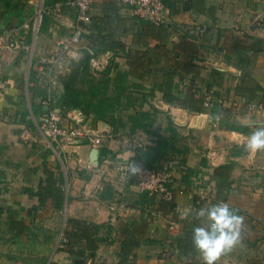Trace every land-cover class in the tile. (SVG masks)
<instances>
[{
  "label": "crops",
  "instance_id": "1",
  "mask_svg": "<svg viewBox=\"0 0 264 264\" xmlns=\"http://www.w3.org/2000/svg\"><path fill=\"white\" fill-rule=\"evenodd\" d=\"M68 1L0 0V264H75L72 219L97 242L85 264H203L185 239L200 223L195 210L221 200L243 216V229L217 264H264V151L244 147L264 124V111L252 108L264 104V45L246 48L264 39V0H166L160 25L93 0V28L49 89L40 59L72 32L77 11ZM195 26L206 28L199 39L177 33ZM168 80L179 99H204L202 110L164 100ZM68 87L81 92L82 107L61 105ZM49 96L65 124L80 112L107 136L97 159L88 143L58 145L40 129ZM175 132L156 163L173 174L171 201L139 191L111 163L133 157L129 138L148 148ZM226 164L219 192L215 170Z\"/></svg>",
  "mask_w": 264,
  "mask_h": 264
},
{
  "label": "built area",
  "instance_id": "2",
  "mask_svg": "<svg viewBox=\"0 0 264 264\" xmlns=\"http://www.w3.org/2000/svg\"><path fill=\"white\" fill-rule=\"evenodd\" d=\"M93 0H69L68 3L76 8L77 16L75 24L72 27V32L69 36L56 41L55 50L40 59L42 67L48 69L50 81L48 88L56 86V72L66 70L67 59L78 53L81 46V41L84 33L87 32V27L91 23V8ZM119 5L130 6L133 12L140 18L149 20L157 25L165 22L167 14V5L165 0H113ZM206 32L205 27L195 26L190 28V33L195 35L197 39L201 38ZM20 42H16L14 46L19 47ZM77 55V54H76ZM3 85L0 77V87ZM42 103L47 107V110L40 118V129L53 141L61 145L63 143L78 144L81 142L88 143L92 148L100 149L107 140V136L98 134L90 127L85 119V116L80 112L72 114L70 122L65 124L63 116L59 109L54 108L51 97L42 100ZM210 105V102H206ZM264 104L254 106L262 109ZM125 146L131 148L136 154L142 158L141 161L135 160H118L115 159L111 163L115 168L124 175H129L131 165L138 167L136 187L141 192H148L159 199L171 201L174 198V193L169 187L172 181L173 174L169 167H148L146 166L143 156L145 144L136 137L129 138L123 142ZM201 199L206 198V194H199Z\"/></svg>",
  "mask_w": 264,
  "mask_h": 264
},
{
  "label": "trees",
  "instance_id": "3",
  "mask_svg": "<svg viewBox=\"0 0 264 264\" xmlns=\"http://www.w3.org/2000/svg\"><path fill=\"white\" fill-rule=\"evenodd\" d=\"M165 2H166V0H165ZM141 19H143V18H141ZM144 20H146V19H144ZM147 21L149 22V20H147ZM87 28H88L87 29V31H88V30H90V28H93V25L89 24ZM177 33L183 39H185V38L187 39V36H190V35L193 36V34L190 33V28L186 29L184 27H180L178 29ZM263 45H264V39H261V40H257L255 42H252L246 48H248V50H252V52H257L259 50H262ZM112 48H115V46H113ZM87 66L88 65L85 64L86 68H87ZM213 73L216 76H218L219 79H222L223 73L220 70L214 68ZM171 87H172V81L171 80L166 81L164 83V85L161 86V88L164 91V100H166L167 102L179 101L182 104L189 106L190 109L193 111H201L202 110L200 108V104L203 103L204 99L196 98L194 95L192 97H190L189 99H184V100L179 99L178 97H176L172 94ZM61 105L67 109L82 107L83 106V96H82L81 92L77 89H74V87H68L65 91L63 98H62ZM137 126L138 125L135 124V128H137ZM142 127H144V126H142ZM178 135H179V133L175 132L170 138L160 136L157 139L155 145H150V146H148V148H144L143 149V156H144L143 163L146 166L151 167V168L158 167V165L156 163H159L161 161V159H163L165 154L174 146V143H175L176 139L178 138ZM104 146H105V144L102 147H104ZM101 152H105V151L101 150ZM132 160L139 162L142 160V158L139 154H136L135 156L132 157ZM228 170H230L229 164L220 166L215 170V174L218 177L219 192H222L224 190V188L227 186V179H228V172H229ZM129 175L134 177L135 182L137 183V176L133 175L131 173ZM51 180H53V178H51ZM71 222L74 223V225L76 226V230L68 233L70 240H69L67 247L69 248V250L72 251V253H74L75 264H85V259L87 256L88 257L94 256V253H95L96 248H97V242H96V239H94L95 237L94 238L90 237L91 236L90 231L85 232V230H82L83 224L79 220L72 219ZM91 233L94 234L92 230H91ZM189 234H190V236L185 239L187 242V245H186L187 248L194 246L193 240H192V232ZM86 239H87V243H86L87 249L84 247ZM75 244L77 246L82 244V246H79L77 250H74L73 246Z\"/></svg>",
  "mask_w": 264,
  "mask_h": 264
},
{
  "label": "clouds",
  "instance_id": "4",
  "mask_svg": "<svg viewBox=\"0 0 264 264\" xmlns=\"http://www.w3.org/2000/svg\"><path fill=\"white\" fill-rule=\"evenodd\" d=\"M245 150L255 153L264 151V124H259L249 133ZM138 167L131 165L135 175ZM199 224L192 226L193 244L200 254L203 264H217L221 255L229 252L241 239L243 216L226 201L209 203L195 210Z\"/></svg>",
  "mask_w": 264,
  "mask_h": 264
},
{
  "label": "water",
  "instance_id": "5",
  "mask_svg": "<svg viewBox=\"0 0 264 264\" xmlns=\"http://www.w3.org/2000/svg\"><path fill=\"white\" fill-rule=\"evenodd\" d=\"M98 154H99V150L97 148H93V150L91 152V157L93 159H97L98 158Z\"/></svg>",
  "mask_w": 264,
  "mask_h": 264
},
{
  "label": "rangeland",
  "instance_id": "6",
  "mask_svg": "<svg viewBox=\"0 0 264 264\" xmlns=\"http://www.w3.org/2000/svg\"><path fill=\"white\" fill-rule=\"evenodd\" d=\"M258 109V107L253 108V110ZM259 111H264V106H262V109H258ZM54 147V144L52 145Z\"/></svg>",
  "mask_w": 264,
  "mask_h": 264
}]
</instances>
